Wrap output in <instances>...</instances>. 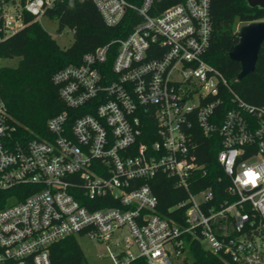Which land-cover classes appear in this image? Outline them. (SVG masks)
Segmentation results:
<instances>
[{"label":"built area","instance_id":"obj_1","mask_svg":"<svg viewBox=\"0 0 264 264\" xmlns=\"http://www.w3.org/2000/svg\"><path fill=\"white\" fill-rule=\"evenodd\" d=\"M57 1L0 0V44ZM170 1L93 0L108 26H134L54 75L67 110L46 137L18 135L0 94V264H52L50 247L79 233L115 264H180L186 236L231 264H264V107L205 60L212 0ZM214 135L222 198L199 188V138ZM159 175L186 191L172 208L184 223L158 213Z\"/></svg>","mask_w":264,"mask_h":264},{"label":"trees","instance_id":"obj_2","mask_svg":"<svg viewBox=\"0 0 264 264\" xmlns=\"http://www.w3.org/2000/svg\"><path fill=\"white\" fill-rule=\"evenodd\" d=\"M70 4L74 7H69ZM48 15L58 19L59 32L65 29L73 31L74 42L69 48L62 49L39 22L32 19L25 29L0 44V59L17 60L16 66L0 67V94L7 103L18 135L25 136L27 140L46 137L48 120L67 110L53 82L54 75L68 66L80 64L86 54L97 48L124 38L134 26L129 19L117 27L108 26L93 0H58ZM211 16L213 34L205 60L222 73L245 102L264 107V43L255 72L241 82L235 81L241 65L228 55L239 41L237 25L264 21V9L251 8L245 0H212ZM113 48L116 50V46ZM112 60L110 56L109 65ZM231 108L232 104L224 101L218 110L221 118ZM219 150L218 135L199 138V160L208 170L207 176H201L199 188L212 187L222 198L226 180L217 161ZM219 178H222L221 182ZM149 185L159 201L158 213L184 223V209L172 208L187 198L186 191L165 175L157 176ZM9 194L12 196L14 192ZM4 206L3 203L0 208ZM184 240L185 252L180 264H231L228 259L208 252L201 241L192 240L190 236ZM50 258L52 264H88L76 235L52 245ZM132 264L147 262L139 258Z\"/></svg>","mask_w":264,"mask_h":264},{"label":"water","instance_id":"obj_3","mask_svg":"<svg viewBox=\"0 0 264 264\" xmlns=\"http://www.w3.org/2000/svg\"><path fill=\"white\" fill-rule=\"evenodd\" d=\"M251 8L264 9V0H245ZM238 43L228 52L232 61L241 65L235 81L241 82L256 70L258 57L264 43V21L244 24L237 31Z\"/></svg>","mask_w":264,"mask_h":264},{"label":"rangeland","instance_id":"obj_4","mask_svg":"<svg viewBox=\"0 0 264 264\" xmlns=\"http://www.w3.org/2000/svg\"><path fill=\"white\" fill-rule=\"evenodd\" d=\"M38 22L62 49L69 48L73 44V31L71 29H65L62 32H59V22L57 18H52L49 15H45L42 16ZM241 26L243 25L239 23L236 27V30L238 31ZM16 65L17 60L0 59V67ZM76 238L85 253L88 264H115L114 261L108 256L104 244L96 243L88 235L81 233L77 234ZM133 252L137 254L138 250L134 247ZM101 254L106 255L104 257H100Z\"/></svg>","mask_w":264,"mask_h":264},{"label":"clouds","instance_id":"obj_5","mask_svg":"<svg viewBox=\"0 0 264 264\" xmlns=\"http://www.w3.org/2000/svg\"><path fill=\"white\" fill-rule=\"evenodd\" d=\"M81 2H83V0H81ZM69 7H74V5L73 4H70ZM249 174H250L249 175V178L250 179H253V180L256 179V177H254L251 173H249Z\"/></svg>","mask_w":264,"mask_h":264},{"label":"snow or ice","instance_id":"obj_6","mask_svg":"<svg viewBox=\"0 0 264 264\" xmlns=\"http://www.w3.org/2000/svg\"><path fill=\"white\" fill-rule=\"evenodd\" d=\"M248 175H250V174H248Z\"/></svg>","mask_w":264,"mask_h":264}]
</instances>
